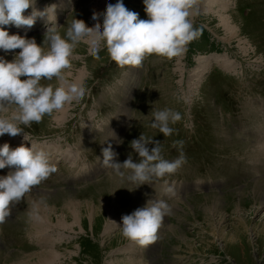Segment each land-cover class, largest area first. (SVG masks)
<instances>
[{"label":"rangeland","instance_id":"1","mask_svg":"<svg viewBox=\"0 0 264 264\" xmlns=\"http://www.w3.org/2000/svg\"><path fill=\"white\" fill-rule=\"evenodd\" d=\"M56 2L48 0L41 5L52 7L54 13ZM103 3V0H68L64 19L58 26L60 34L64 35L73 18L83 20L89 28L99 27L106 5L114 4L115 0H105L102 8ZM122 3L128 10L136 12L138 19H148L143 0H122ZM60 9L56 7V10ZM93 14L97 16L95 21L91 19ZM220 19H225L235 29L230 31V26ZM193 22L201 31L187 45L182 56L172 59L146 56L137 69L125 67L119 70L111 66L109 77L112 82L127 85L130 79L135 93L130 97L123 96V99L113 96L103 107L130 119L139 95L143 101H156L157 109L172 107L181 115L204 111L202 123L196 124L197 135L183 139L186 163L171 175L195 180L183 181L180 185L183 192L188 186H197L196 195L182 196L172 203L174 213L164 219L158 239L146 245L148 247L142 246L146 248L142 250L141 246L118 235L119 225L122 215L131 213L132 208L142 207L152 197L136 189L129 191L117 183L112 173L98 185L82 190L52 192L51 184L39 190L33 188L15 204H10L9 217L0 223V264H29L27 259L40 252L53 254L50 264H264V204L257 202L255 197L264 193V143H248L253 137L247 138L242 133L252 130L257 119L255 108L246 109V103L251 98L264 103V0H200L199 15ZM46 31L27 38L41 45ZM43 46L47 49L46 43ZM210 47H214L222 58L210 60L207 52ZM17 52L19 49L8 50L7 54L0 51V56L11 61ZM72 58L68 79L83 81L85 86L96 78L102 64L110 60L107 51H100L99 58L94 59L83 43L74 49ZM210 69L213 71L209 72ZM43 82L54 86L57 83L55 79ZM97 84L101 89L111 87L101 80ZM115 86L116 91L119 87L124 90L121 85ZM143 107L144 102H140L138 108L142 111H138L136 118L138 126V122L145 120L143 113L150 115ZM68 117L74 118L71 127L81 132L88 130L84 112L73 105L25 127L28 141L24 143L30 147L39 142L30 134L40 138L53 134L54 138ZM172 127L179 135H185L183 133L188 130L184 125ZM132 134L129 141L141 134L147 138L146 131L142 128L139 131V127H134ZM23 135L15 136L22 142ZM11 137L8 134L0 136V144L12 143ZM53 138L40 140L51 145ZM110 138L115 146L118 137L110 135ZM160 138L161 133L156 130L155 139L160 141ZM260 138L264 140V135ZM20 142L14 143L19 145ZM189 143L192 144L189 146ZM126 148L122 158L131 154L133 160H137L130 145ZM191 149L194 157L189 154ZM258 160L261 166L252 169L251 164ZM118 186L121 188L112 192ZM221 191L225 193L220 194ZM216 201H219L221 215L211 216L206 208ZM70 202L87 204L98 210H101V202H105L117 213L115 224L107 216L87 219L79 210L73 216L68 215ZM36 220L40 227L32 226ZM211 232L224 234L233 241L225 247L220 237L212 236ZM42 241H48L46 248H42Z\"/></svg>","mask_w":264,"mask_h":264},{"label":"clouds","instance_id":"2","mask_svg":"<svg viewBox=\"0 0 264 264\" xmlns=\"http://www.w3.org/2000/svg\"><path fill=\"white\" fill-rule=\"evenodd\" d=\"M198 2L143 0L148 19H138V14L128 10L122 0H115L114 4L106 5L99 27L89 28L83 20L73 18L63 36L55 25L48 27L41 45L32 38L10 35L6 28L0 27V51L7 54L8 50L19 49L11 61L0 56V136L23 133L25 139V127L82 101L88 91L83 81L68 79L74 49L81 43L94 59L105 49L117 66L128 69L140 68L150 55L167 59L182 56L201 31L193 22L199 15ZM35 4L36 0H0V26L31 27L37 17L45 15L49 21L54 19L52 7L37 10ZM29 8L31 11L23 14ZM91 19L95 21L97 16L93 14ZM21 76L26 78L21 80ZM53 79L57 81L55 86L43 82ZM181 119V113L171 108L151 109L148 127L167 137L175 132L172 125ZM120 142L116 140L117 144ZM183 143V140L174 141L178 155L171 160L162 155L160 141L142 134L130 141L138 157L135 161L131 154L123 162L115 160L117 154L110 143L101 149V166L110 169L117 183L129 191L142 184L159 182L160 198L148 199L142 207L121 216L120 233L130 242L139 246L152 244L158 239L164 219L173 215L174 207L165 197L176 195L175 186L168 178L186 163ZM6 166L13 170L0 176V223L9 217L10 204L56 172L48 154L36 150L32 144L30 147L21 144L14 149L8 143L0 144V169ZM118 188L121 187L113 191Z\"/></svg>","mask_w":264,"mask_h":264},{"label":"bare ground","instance_id":"3","mask_svg":"<svg viewBox=\"0 0 264 264\" xmlns=\"http://www.w3.org/2000/svg\"><path fill=\"white\" fill-rule=\"evenodd\" d=\"M63 2H60V4H59V9L60 8H62L64 5H66L67 4V2H68V0H65V2H64V0H62ZM103 4H102V8L105 6V0H103ZM64 4V5H63ZM216 4V3H215ZM224 5H226V4H224ZM228 6V5H227ZM63 10V8L62 9H60V10H56V13H54L53 15L54 16H59L60 14H61V11ZM103 10V9H102ZM220 21L221 22H223L225 25H227L231 30L230 31H232L233 29H235V27L233 26V25H231V24H228L227 23V21L225 20V19H220ZM234 32V31H233ZM209 65V64H208ZM225 65V64H224ZM205 68V67H204ZM204 68H203V70H204ZM232 68V67H231ZM259 132H262V134L261 135H264V128H261V129H259ZM257 149V148H256ZM259 149H261V148H259ZM259 149H257V150H259ZM255 182H257V181H255ZM262 183V182H261ZM257 184L258 183H256V186H257ZM255 185V184H254ZM263 186V185H262ZM116 188V187H115ZM118 189H120V188H118ZM261 189H263V187L261 188ZM126 190V189H125ZM113 191V190H112ZM260 191V190H259ZM110 192V191H109ZM33 193V192H32ZM131 193V192H130ZM114 195V194H113ZM130 195H132L133 196V194H130ZM29 196H31V195H29ZM115 196V195H114ZM111 197V196H110ZM130 197V196H129ZM256 201L257 202H259L260 204H264V193H258L256 196ZM32 198V197H31ZM37 198V197H36ZM116 198V197H115ZM34 199V198H33ZM32 199V200H33ZM67 199V198H66ZM70 199V198H69ZM112 199V198H111ZM38 200V199H37ZM36 200V201H37ZM71 200V199H70ZM69 200V201H70ZM31 202H33V201H31ZM41 202V201H40ZM39 202V203H40ZM218 202L219 201H216V202H213V204L212 205H210L209 206V208L207 207L206 209H208V214L209 215H215V214H218L219 216L221 215L220 214V212H221V207L219 206L220 204H218ZM42 203V202H41ZM112 203H114V202H112ZM116 204V203H115ZM65 205V204H64ZM63 205V206H64ZM112 205V204H111ZM38 206V205H37ZM65 206H67V205H65ZM36 207V206H35ZM97 207V206H96ZM100 208H101V210H98V209H93L92 207H90L89 205H87V204H83V205H79V204H74V203H71L70 202V204L68 205V215L70 214V215H74V214H76V213H78V211H76V210H79L81 213H82V215L84 216L85 215V217L87 218V219H90V218H94V217H96L97 219H99L100 217H104L105 218V216H107V217H109V220H111L112 222H115V220H116V216H117V213L115 212V210L113 209H111L110 207V205L109 204H107V203H105V202H101V204H100V206H99ZM41 210H43V208L41 209ZM43 211H41L40 212V214L42 213ZM207 212V211H206ZM44 213H45V211H44ZM95 219V218H94ZM47 220V219H46ZM120 220V219H119ZM239 221V220H238ZM42 223H44V222H42ZM45 223H46V221H45ZM60 223V222H59ZM61 224V223H60ZM239 224V223H238ZM32 226H34V227H40V222H37V220L36 221H34L33 223H32ZM109 227V226H108ZM118 235L119 236H121L122 237V235H121V233H118ZM211 235L212 236H216V235H218L219 237H220V240L222 241V243H223V246H227L230 242H232L233 241V239L230 237V238H228L227 236H225L224 234H215L214 232H211ZM115 238V237H114ZM51 255H53L52 253H46V252H40V253H38V254H36V255H34V256H32L31 258H28L27 259V263H29V264H50V262H52V260H53V258L51 257ZM128 262V261H127ZM125 263V262H124ZM21 264V263H20Z\"/></svg>","mask_w":264,"mask_h":264}]
</instances>
